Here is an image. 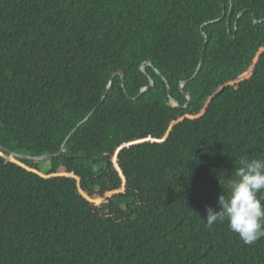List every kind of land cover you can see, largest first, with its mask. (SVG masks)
<instances>
[{"label":"trees","instance_id":"1","mask_svg":"<svg viewBox=\"0 0 264 264\" xmlns=\"http://www.w3.org/2000/svg\"><path fill=\"white\" fill-rule=\"evenodd\" d=\"M0 144L62 150H0V264H264L203 221L264 156V0H0Z\"/></svg>","mask_w":264,"mask_h":264},{"label":"clouds","instance_id":"2","mask_svg":"<svg viewBox=\"0 0 264 264\" xmlns=\"http://www.w3.org/2000/svg\"><path fill=\"white\" fill-rule=\"evenodd\" d=\"M203 221L209 227L227 221L246 245L264 238V156L235 160L233 178L218 194L217 207L205 206Z\"/></svg>","mask_w":264,"mask_h":264},{"label":"water","instance_id":"3","mask_svg":"<svg viewBox=\"0 0 264 264\" xmlns=\"http://www.w3.org/2000/svg\"><path fill=\"white\" fill-rule=\"evenodd\" d=\"M224 14H225V12H223L221 18H219L218 20H213V21H210V22H208V23H206V24L214 23V22H216V21H220L221 19H223ZM260 21H261V20H260ZM254 23L257 24L258 21H257V20H254ZM202 33H203V32H202ZM203 34H204V33H203ZM201 61H202V55H201V57H200V62H201ZM151 66H152V63H151L150 61L143 62V63L141 64V66H140V70H141V72H143L144 74H146V68H147V67H151ZM199 67H200V63H199V65H198V67H197V71H198ZM197 71H196V73H197ZM155 73H156L158 76H160V77L162 78L163 81L166 82L165 77L161 74V72H160L159 70L155 69ZM196 73H195V74H196ZM116 76H119V77L121 78V80L123 81V79H124V72H123L122 70H118L116 73L113 74L112 77L114 78V77H116ZM147 77H148V80H149V84H148L147 86L141 88V90L139 91L137 97L140 96V95H142L144 92L148 91L151 87H153L154 82H153L152 78H151L149 75H147ZM113 78H112V79L110 80V82L108 83L107 88H106V90H105V92H104V94H103V96H102V100H104V98H105L106 95H107V92L110 90V88H111V86H112ZM186 84H187V81H181V82H180V89L182 90L184 96H185L186 99H187V102H186L183 106L180 105V104H179V103H178V102H177V101H176V100L170 95V90H171V89H170V86L167 85V96H168V100H169V102L171 103V105H172L173 107H176V108H185V107L188 105V103L190 102V99H191L190 94H189L188 92H184V91H183V89H184V87L186 86ZM122 87L124 88V84H123V83H122ZM95 109H96V108L92 109V110L89 112V114H88V115H87L82 121H80V122L78 123L77 127L80 126V125H82L84 122H86V121L90 118V116L95 112ZM77 127H76V128H77ZM76 128H74L73 130H71V132L69 133L68 137H67V138L65 139V141L63 142L62 146H63V145L65 144V142L68 140V138L70 137V135L76 130ZM0 150H1V151H4V152H7V153H9V154H11V155H13V156H15V157H17V158H20V159H24V160H35V161H46V160H51V159H53L54 157L60 156V155H61V152H62V150H60L59 152L54 153V154H47V155H41V156H29V155H24V154H20V153H16V152L10 151V150L7 149L6 147L2 146L1 144H0ZM107 165H108V162H106V166H107Z\"/></svg>","mask_w":264,"mask_h":264}]
</instances>
